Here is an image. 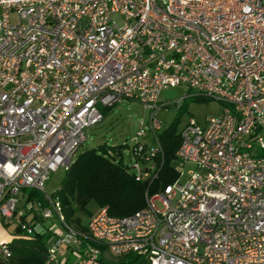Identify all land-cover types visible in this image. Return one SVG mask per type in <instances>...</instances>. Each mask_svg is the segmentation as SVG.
I'll return each mask as SVG.
<instances>
[{"label": "built area", "instance_id": "1", "mask_svg": "<svg viewBox=\"0 0 264 264\" xmlns=\"http://www.w3.org/2000/svg\"><path fill=\"white\" fill-rule=\"evenodd\" d=\"M176 85L187 88L178 105L220 104L178 132L176 158L194 165L185 182L177 165L178 178L146 193L133 214L101 207L86 233L67 226L44 192L50 172L70 166L102 108L132 100L150 112L132 169L136 179L156 175L155 111L171 103L160 92ZM262 128L264 0H0V215L22 216L24 189L45 193L40 217L61 222L47 264H65L63 247L85 264L104 252L132 253L138 264H264ZM18 227L45 231L23 218ZM9 253L0 242V259Z\"/></svg>", "mask_w": 264, "mask_h": 264}, {"label": "trees", "instance_id": "2", "mask_svg": "<svg viewBox=\"0 0 264 264\" xmlns=\"http://www.w3.org/2000/svg\"><path fill=\"white\" fill-rule=\"evenodd\" d=\"M159 138L162 149L156 175L144 179H136L134 170L123 161L121 145H101L79 153L64 170L58 187L48 194L58 200L64 223L78 233H86L87 222L93 215L88 206L90 201L98 209L106 207L109 215L129 216L144 207L146 193L163 191L166 185L175 181L178 178L175 153L180 144L179 133L167 130L159 134ZM22 194L25 196L24 211L32 213L31 222L40 224L45 231L36 229L26 235L19 232L17 224L12 239L7 242L10 253L0 259V264H47L49 241L58 235L53 224L61 226V222L56 216L50 222L40 217L39 209L49 205L44 192L24 189ZM138 259L132 253L118 257L101 256L98 264H138Z\"/></svg>", "mask_w": 264, "mask_h": 264}, {"label": "rangeland", "instance_id": "3", "mask_svg": "<svg viewBox=\"0 0 264 264\" xmlns=\"http://www.w3.org/2000/svg\"><path fill=\"white\" fill-rule=\"evenodd\" d=\"M116 21L121 24V17L115 15ZM187 88L183 85L176 87H168L163 89L159 95V101H170V105L165 108L155 111V118L162 123V127L159 129L158 134H163L167 130H173L179 132L182 126L186 123L189 117H195L198 121L203 122L205 117L216 115L220 111V104L215 99L206 98H194L186 99L181 105H178L176 100L182 97ZM103 119L97 124L88 127L87 139L79 147L75 157L84 151L85 149L98 148L101 145L116 146L121 145V152L123 155V161L129 165V169H132L133 159L131 158L132 147L136 142V134L140 128L141 123L146 124L149 120V110L145 109L143 105L137 101L123 100L121 103L115 104L110 107H104L101 109ZM264 136V128L261 129L260 134ZM142 141V138H138ZM74 157V158H75ZM175 164L181 169V175L179 177V183H184L188 176V171L194 168L193 164L181 165L179 159H175ZM64 175L63 169L51 171L49 178L45 184L44 192L51 194L60 183L61 178ZM26 190H30L29 188ZM24 195L19 194V204L24 201ZM159 205L158 202H156ZM89 208H92V213L97 211V207L93 201L88 204ZM33 214L26 215V220L30 221ZM21 217L17 213L11 219H4L0 215V242H8L13 237V230L19 223ZM47 222H50L48 220ZM69 255L70 261L68 264H85L82 261L79 262V256L69 249H65Z\"/></svg>", "mask_w": 264, "mask_h": 264}, {"label": "crops", "instance_id": "4", "mask_svg": "<svg viewBox=\"0 0 264 264\" xmlns=\"http://www.w3.org/2000/svg\"><path fill=\"white\" fill-rule=\"evenodd\" d=\"M24 201L21 203L20 202V205H19V211L20 212H22L23 214H22V217H26V215L27 214H29V213H27L26 211H24ZM20 216V215H19ZM33 218V217H32ZM26 219V218H25ZM30 221H32V219L30 220ZM33 222H34V220H33ZM4 243H7V242H4ZM64 253V255H63V259H64V263L65 264H68L69 263V261H70V258H69V255L67 254V252L64 250L63 251ZM101 256H111V257H115V256H112V255H110V254H108V253H106V252H104Z\"/></svg>", "mask_w": 264, "mask_h": 264}]
</instances>
